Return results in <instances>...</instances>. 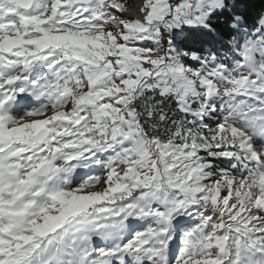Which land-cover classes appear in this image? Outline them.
Segmentation results:
<instances>
[{"label": "snow or ice", "instance_id": "snow-or-ice-1", "mask_svg": "<svg viewBox=\"0 0 264 264\" xmlns=\"http://www.w3.org/2000/svg\"><path fill=\"white\" fill-rule=\"evenodd\" d=\"M0 0V264H264V0Z\"/></svg>", "mask_w": 264, "mask_h": 264}, {"label": "trees", "instance_id": "trees-1", "mask_svg": "<svg viewBox=\"0 0 264 264\" xmlns=\"http://www.w3.org/2000/svg\"><path fill=\"white\" fill-rule=\"evenodd\" d=\"M255 2H256V4H257V8H259V7H260L259 0H255ZM128 3H129L130 6L134 7V6H136L137 3H139V2L137 1V2L135 3L134 0H128ZM133 4H135V5L133 6Z\"/></svg>", "mask_w": 264, "mask_h": 264}, {"label": "rangeland", "instance_id": "rangeland-1", "mask_svg": "<svg viewBox=\"0 0 264 264\" xmlns=\"http://www.w3.org/2000/svg\"><path fill=\"white\" fill-rule=\"evenodd\" d=\"M137 1L139 2V0H134L135 3H136ZM137 4H138V3H137ZM134 5H135V4H133V6H134ZM134 7H135V6H134Z\"/></svg>", "mask_w": 264, "mask_h": 264}]
</instances>
